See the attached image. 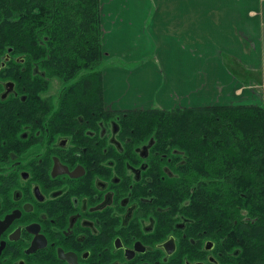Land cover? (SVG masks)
<instances>
[{"label":"flooded vegetation","instance_id":"af4514ba","mask_svg":"<svg viewBox=\"0 0 264 264\" xmlns=\"http://www.w3.org/2000/svg\"><path fill=\"white\" fill-rule=\"evenodd\" d=\"M5 37L0 264H260L253 237L249 248L241 241L239 205L225 211L221 187L210 196L209 184L191 185L183 201L167 193L161 169L176 156L158 143L155 124L127 115L145 108L70 97L63 68L40 65L30 41L18 52Z\"/></svg>","mask_w":264,"mask_h":264},{"label":"trees","instance_id":"16d2710c","mask_svg":"<svg viewBox=\"0 0 264 264\" xmlns=\"http://www.w3.org/2000/svg\"><path fill=\"white\" fill-rule=\"evenodd\" d=\"M0 34H15L8 43L18 52L30 41L40 65L63 68L57 74L70 81V97L103 98L100 0H0ZM127 115L138 116L133 123L155 124L158 143L176 156L161 169L170 173L160 180L167 193L183 201L191 185L209 184L210 196L221 187L224 210L239 205L241 241L249 248L252 236L264 264V106L150 107Z\"/></svg>","mask_w":264,"mask_h":264},{"label":"crops","instance_id":"0c3cea01","mask_svg":"<svg viewBox=\"0 0 264 264\" xmlns=\"http://www.w3.org/2000/svg\"><path fill=\"white\" fill-rule=\"evenodd\" d=\"M100 6L104 60L127 40L146 43L140 57L150 44L155 57L128 69L106 63L103 98L111 108L264 103L248 89L258 80L264 85V0H100ZM234 63L255 73L250 86L235 75Z\"/></svg>","mask_w":264,"mask_h":264},{"label":"rangeland","instance_id":"374dc122","mask_svg":"<svg viewBox=\"0 0 264 264\" xmlns=\"http://www.w3.org/2000/svg\"><path fill=\"white\" fill-rule=\"evenodd\" d=\"M100 9H101V6H100ZM0 35L8 36V37L3 38V40L7 38L6 39L7 43L10 41L9 40L11 38L10 36L15 38V34L14 35L13 34H0ZM28 44H31V42L28 43ZM28 44H26L25 47H27ZM145 45H146V43L132 42V41H128L127 40V41H125V43H123L121 45V48L113 50L114 51L113 53H117L118 55H112V56L108 57L107 59L103 60L104 61L103 62V66H105L106 63H107L109 66H114V67L128 69V68L137 67L140 64V62H142V61L146 62V63H149V64L155 63L154 53L152 52L150 44L147 46L145 54L142 57H140V54H141V52H142V50H143ZM31 46H32V44H31ZM119 50H122V51H119ZM125 50H128V53H126ZM119 53L128 54L129 56H131V58H135V57H139V58L132 59V60H127L125 57H123V55H121ZM141 58H142V61H141ZM233 66H234V69H235V75L238 76L239 80L243 84H245V86H250L249 85L250 76L254 77L255 73H250L249 72V74H248V72L238 68L236 63H234ZM256 74H257V72H256ZM247 81H249V82H247ZM248 89L251 90L253 93L257 92L258 93L257 95H260L262 100L264 101V98H263V96H264V85L262 83H260V80H258V83H257V85L255 87L248 88ZM248 89H244V90L249 91ZM241 92H242V90H241ZM245 93L246 94H244V96L248 97L249 93L248 92H245ZM263 104L264 103H261L260 105H263ZM152 107H157V106L153 105Z\"/></svg>","mask_w":264,"mask_h":264}]
</instances>
